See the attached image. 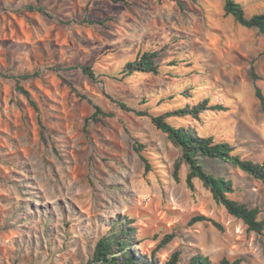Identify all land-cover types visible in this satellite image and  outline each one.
<instances>
[{
    "label": "rangeland",
    "instance_id": "rangeland-1",
    "mask_svg": "<svg viewBox=\"0 0 264 264\" xmlns=\"http://www.w3.org/2000/svg\"><path fill=\"white\" fill-rule=\"evenodd\" d=\"M234 1L247 16L264 13V0ZM224 2L0 0V73L8 76L0 77V264L85 263L117 217L134 228L132 250L159 264L175 251L181 264L197 253L215 263L264 264V232H248L200 181L189 188L185 166L175 181L178 150L149 117L209 98L226 111L168 121L264 162V112L251 78L253 65L264 94V37L226 16ZM146 51L159 53V75L123 76L124 64ZM35 72L21 86L44 129L13 79ZM94 106L113 117L93 121ZM202 164L264 220L262 182L231 163ZM193 217L205 220L189 225ZM166 235L173 238L159 248Z\"/></svg>",
    "mask_w": 264,
    "mask_h": 264
},
{
    "label": "trees",
    "instance_id": "trees-1",
    "mask_svg": "<svg viewBox=\"0 0 264 264\" xmlns=\"http://www.w3.org/2000/svg\"><path fill=\"white\" fill-rule=\"evenodd\" d=\"M28 9L44 13L43 8L28 6ZM223 11L226 16H232L239 25L248 29H256L264 37V13L247 16L242 4L234 0H225ZM158 57L159 53L157 51H146L138 55L134 60L126 62L122 68L121 74H123V76H130L139 72L159 75L160 65L155 63ZM81 71L89 79L94 80L96 77L94 71L89 66H82ZM38 76L39 72H35L33 74H22L13 77V79L15 81L16 90L25 97L29 105L36 112L38 125L41 129H44L39 117V108L37 104L30 93L21 86L22 81H27ZM0 77L5 78L8 76L0 73ZM251 78L254 84V96L260 110L264 112V94L257 85L259 77L253 65H251ZM185 93L186 90L181 93V96L185 97ZM76 94L79 98L85 99L91 103V100L88 99L87 96L77 92ZM185 99L189 100L190 97L187 96ZM115 103H117L121 109L130 111L125 103ZM187 103L189 102H186L183 108L165 112L157 116H149L146 112L141 111L136 113L138 116H149L156 130L165 134L172 146L178 150V156L174 161L172 172V177L175 181L179 180V171L182 166H185L187 168L185 181L189 188L193 187V180L200 181L210 192L213 200L224 207L230 216L240 220L246 226L248 232L262 234L264 232V220L259 219L260 210L257 207L249 208L247 205L231 199L230 195L234 191L232 182L223 177H216L208 173L203 167L202 159H214L224 163H231L241 172L259 180L263 184L264 162L244 159L239 154L234 153L235 148L228 141H216L211 136L197 134L194 128L189 125H172L168 121V118L172 116L191 117L193 120L199 121V115L203 111H226V108L222 106L217 104L211 105L209 98L193 104ZM94 108L95 111L90 118L95 122H99L101 117H113L112 113H105L97 106H94ZM134 150L141 155L143 150H145V146L137 142L134 144ZM203 220H205L203 217H193L189 221V225ZM130 223L131 222L127 221V219L119 217L111 221L106 231L96 240L87 261L82 264H159L156 260L142 257L132 250L136 239L134 228L129 226ZM217 227L219 226L217 225ZM172 238L173 235L164 236L159 242L158 247L160 248L167 245ZM241 262V259L229 260L227 258H222L219 262L215 263L211 262L207 257L197 253L184 264H241ZM163 264H181L180 252H173Z\"/></svg>",
    "mask_w": 264,
    "mask_h": 264
}]
</instances>
